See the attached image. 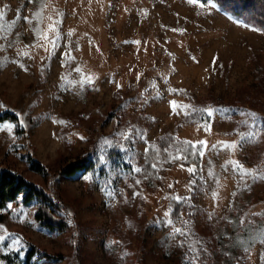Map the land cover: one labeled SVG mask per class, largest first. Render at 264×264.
Segmentation results:
<instances>
[{
	"label": "rangeland",
	"instance_id": "1",
	"mask_svg": "<svg viewBox=\"0 0 264 264\" xmlns=\"http://www.w3.org/2000/svg\"><path fill=\"white\" fill-rule=\"evenodd\" d=\"M6 112L19 122H0V164L45 189L67 230L40 226L34 204H10L0 264L30 248L35 264H264V32L216 2L0 0ZM168 133L203 151L199 172L164 156L163 185L147 189L135 169ZM83 162L94 168L59 172Z\"/></svg>",
	"mask_w": 264,
	"mask_h": 264
},
{
	"label": "trees",
	"instance_id": "2",
	"mask_svg": "<svg viewBox=\"0 0 264 264\" xmlns=\"http://www.w3.org/2000/svg\"><path fill=\"white\" fill-rule=\"evenodd\" d=\"M201 1H214L221 9L231 13L236 18L249 24L250 26L264 32V0H201ZM199 120V114H191L187 121L194 122ZM208 120V118H207ZM11 121L14 123L19 122V118L14 113L6 112L0 115V122ZM193 145V144H192ZM167 149V151H165ZM178 149L180 154H178ZM176 150V151H175ZM175 151V152H174ZM169 152H174L170 155ZM114 155V152L111 153ZM187 157L186 159H172L175 156ZM164 158L165 165L172 167L179 162L185 165H195L196 171L199 172L201 165V155L197 146L192 147L186 145L182 140H178L173 134H165L160 137L155 143L151 144L140 174L142 176V185L150 190H156L163 185L164 178L159 163L161 158ZM155 165V167H153ZM94 168L93 163H72L60 169V173L64 175H74L78 172H88ZM30 169L40 175H47L50 173L49 169L39 162H32ZM21 201L25 206L32 204L37 207L35 217L40 226L52 231L64 232L67 230V223L58 215H56L57 202L46 192L45 189L36 185L34 182L28 180L23 173L13 170L10 167H3L0 164V211L6 210L10 204L18 203ZM173 217L175 220H180L184 208L188 205L186 200L173 202ZM244 210V208H243ZM1 214L0 219H2ZM200 247L206 250V242L208 238L201 234L198 236ZM262 241V240H261ZM255 241L252 242V245ZM143 247H141L142 249ZM37 251L35 248H30L25 255L23 251H15L12 256H8L12 264H35V256ZM45 257H61V254H45ZM176 263V262H175ZM136 264H146L142 260L137 261ZM184 264H187L185 262Z\"/></svg>",
	"mask_w": 264,
	"mask_h": 264
},
{
	"label": "snow or ice",
	"instance_id": "3",
	"mask_svg": "<svg viewBox=\"0 0 264 264\" xmlns=\"http://www.w3.org/2000/svg\"><path fill=\"white\" fill-rule=\"evenodd\" d=\"M77 71H79V69H77ZM86 79H87V81L89 83H91V77H87ZM173 91H175V90H173ZM171 103L173 105V110H175V108L177 107L176 102L173 101ZM180 107L181 108H186L188 106H186V105H180ZM206 111H207V114H208L209 117H212L213 116L214 113H213V110L212 109H207ZM248 115L253 118V121H255V119L257 118V116H256L255 113H248ZM61 123H63V122L61 121ZM206 129L207 130H210V125L206 126ZM247 135L250 137L252 134L249 133ZM241 137L244 138L245 137V134H241ZM125 138L127 139V136ZM81 139H83V138H81ZM184 143L186 145H190L192 147H195V145H192V143L190 141H184ZM198 143H199L201 149L206 146V142L205 141H199ZM224 146L225 147H228V148H232V149H235L237 147V145L235 143L230 144V145H224ZM213 147H215V145H213ZM165 151H167V149H165ZM179 151L180 150L178 149V152ZM199 155L203 156L204 155L203 151H200L199 152ZM181 158L186 159L187 157H181L179 155H177L175 157H172V159H181ZM229 163L232 164L235 169L239 170V172L241 173L242 176H245V175H253V172L251 170L245 169L244 166L242 164H240L239 161H229ZM153 167H155V165H153ZM181 167H183V165H181ZM135 171L136 172H140L141 169L140 168H136ZM188 171L190 173H194L195 172V169L194 168H188ZM259 178L260 179H264V176H260ZM169 187H171V185H169ZM176 199H179V198L177 197ZM174 233L183 234L181 232V229H179V228L174 229ZM261 242L264 243V240H262ZM245 251H247V249H245Z\"/></svg>",
	"mask_w": 264,
	"mask_h": 264
}]
</instances>
